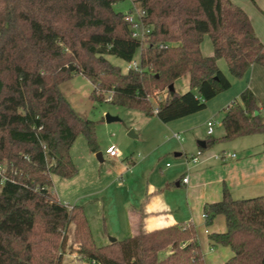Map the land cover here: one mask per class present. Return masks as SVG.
Instances as JSON below:
<instances>
[{
  "label": "trees",
  "instance_id": "16d2710c",
  "mask_svg": "<svg viewBox=\"0 0 264 264\" xmlns=\"http://www.w3.org/2000/svg\"><path fill=\"white\" fill-rule=\"evenodd\" d=\"M120 1L0 0V264H63L59 250L70 224L79 253L93 264H205L193 223L140 229L98 246L83 206L56 197L54 175L77 173L71 155L77 137L83 134L89 149L99 151L96 121L82 118L60 85L82 74L95 100L166 123L205 109L231 87L220 58L237 78L253 64L264 66V42L230 0H131L152 28L140 49L127 13L114 9ZM207 34L210 56L200 47ZM107 55L125 62L139 57L140 70L124 72ZM187 74L189 90L169 89ZM165 89L155 113L150 96ZM222 125L223 136H210L208 147L264 133L258 96L243 90L226 107ZM218 214L226 230L210 238L233 251L223 264H264V195L234 199L224 187L222 199L204 207L206 223Z\"/></svg>",
  "mask_w": 264,
  "mask_h": 264
},
{
  "label": "crops",
  "instance_id": "0c3cea01",
  "mask_svg": "<svg viewBox=\"0 0 264 264\" xmlns=\"http://www.w3.org/2000/svg\"><path fill=\"white\" fill-rule=\"evenodd\" d=\"M200 47L204 55L214 54V50H211L209 46L202 49L201 44ZM227 63L224 58L218 60L219 67L230 78L232 86L238 81H233L231 76L227 74ZM184 76L187 77V87L190 88L191 77L189 74ZM243 77H245L246 82L241 89L249 88L258 96L260 109L264 113V66L253 64ZM178 90L181 93L184 91L183 88ZM228 92H220L209 100L207 105L212 106L211 109L226 105L236 94V92L235 94ZM133 110L137 112L135 118L142 123V126L138 128V123L130 120L127 121L125 128L126 132H133V139H138L136 145L131 146L132 148L123 149L115 144L121 150V154L116 157H111L106 153L107 147L114 143L107 144L105 148V153L109 156L110 162L114 163V170L104 187L119 180L118 189L127 190L121 193L125 208L124 220L127 237L134 235L140 229L152 230L174 223H193L194 225L200 223L203 225L205 222V205L220 201L223 197L224 187L230 191L234 199L264 195V144L259 149L244 151L241 156L222 147L218 149L212 147L211 150L203 152V157L197 163H193L189 161V157L196 154L200 149L208 148L207 144L206 147H202L199 142H206L214 134H208L207 121L210 119V111L196 112L165 123L157 115L149 116L141 110ZM174 133H179L183 140L175 138ZM97 138L100 151L103 142L99 134ZM133 149L138 152L137 159H134ZM96 153L91 150L86 153L83 164L94 165ZM173 153L179 157L178 160L174 164L166 162L165 165L168 167L166 170L160 168L159 163L164 158L172 157ZM221 153H235L236 156L223 161L216 157ZM183 154L185 157H182ZM98 161H106L103 152L101 160L98 159ZM75 165L77 167V173L74 175L75 188H77L81 184V171L76 161ZM74 176L65 179H72ZM186 176H188V182L184 183L183 178ZM59 177L58 175L53 177V188L56 187L53 192L62 202L73 205L70 203L69 194H67V190L71 188V181H59L57 179ZM56 180H58V186ZM91 180L87 184L90 189L86 193L79 194L75 191V204L98 191L92 189L96 177H92ZM100 186L102 189L103 185ZM82 206L90 224L89 211L84 205ZM89 207L91 209V204ZM109 214L111 220H114V213L110 211ZM216 220L213 221V229L218 232L225 231L226 224L223 223V219H220L221 221ZM204 234L207 242L204 256L205 264H223L232 256L233 251L230 247L215 243L209 238L210 230L208 228L204 229ZM201 243L204 244L202 238ZM212 246H215V249Z\"/></svg>",
  "mask_w": 264,
  "mask_h": 264
},
{
  "label": "rangeland",
  "instance_id": "374dc122",
  "mask_svg": "<svg viewBox=\"0 0 264 264\" xmlns=\"http://www.w3.org/2000/svg\"><path fill=\"white\" fill-rule=\"evenodd\" d=\"M235 5L240 6L243 10L247 12L249 15L254 31L257 36L264 42V0H230ZM114 9L117 11H122L124 13H132L134 16H138L140 9L134 6L131 0H123L114 4ZM212 50L214 46H212V42L210 36L207 34L204 36L202 41V49L208 47ZM139 53V52H138ZM113 64L119 65L122 70L126 71V62L116 56L107 55L106 56ZM227 74L231 76L233 81H238L236 84L233 83L230 89L225 90L235 94L229 103L222 107H217L216 109H211L212 106L209 104L207 108L199 111V113L210 111V119H214L216 121V129L213 134V137L218 138L224 134V125H222V118L225 115L226 107L230 104L234 99H239L241 92L243 89L241 87L245 84V77H234L230 74L228 66L226 69ZM188 80L186 76H183L176 80L175 87L178 90L179 88H183V92L189 90ZM60 89L64 96L67 98L74 110L85 119H90L96 121L97 128L96 131L103 142V145L100 149L101 153L103 152L105 162H99L98 158L95 155L94 165L92 164H83L85 160L86 153H89V147L86 141V136L80 134L77 137L71 148V154L76 161V164L80 168V179L81 184L75 188V176L72 179L65 178H57L59 181H71V188L67 190V194H69L70 203L75 204V191L79 194L86 193L90 188H88L87 184L90 183L92 177H96L94 181V185L91 187L92 189L98 190L93 195H88L85 199H81L77 202L79 205H84L88 211L90 216V224L91 230H93L92 234L95 239V242L99 245L104 244L107 241H110L111 237L116 239H123L127 237V232H125V220L124 213L125 208L122 203V192H126L127 190H119L118 184L119 180L115 181V183H111L109 186L104 187V185L111 178L110 174L114 170V163L109 159V156L105 153V148L107 144H117L123 149L132 148L131 146L136 145L138 141L137 138L129 136V132H126L125 125L128 123L127 121L133 120L138 123V128L141 127L142 123L135 118V113L133 109L125 108L122 106L115 105L108 101L100 102L95 100L92 97V92L94 86L92 82L82 74L72 75V77L61 83ZM238 89V91H236ZM241 90V91H240ZM179 91V90H178ZM165 90H156L152 93L151 102L154 106H157L158 103L167 99L168 94ZM217 106V105H216ZM106 114H110L112 116L118 117L119 120H114L108 122L106 119ZM134 114V116H133ZM97 134V136H98ZM264 140V133H256L251 135H242L230 140H219L212 146L207 149H200L196 153H199V159L202 156L205 150H211L212 147L214 149H218L219 147L225 148L227 151L236 152L241 156L244 151H252L259 149L262 146ZM134 150V149H133ZM137 151L134 150V159H137ZM172 157L164 158L161 163H159L163 170L168 169L165 163L170 162L169 164H174L179 157L172 154ZM182 157H185L184 154ZM126 162H128L126 160ZM131 163V162H130ZM116 171V169H115ZM58 180H56V185L58 186ZM102 183V184H101ZM100 185H103L102 189ZM56 187L52 188L54 191ZM100 189V190H99ZM242 198V197H241ZM249 198V197H244ZM102 204H98V202ZM91 204V209L89 205ZM112 211L114 213V220H111L109 212ZM109 214V215H108ZM215 219L218 221L223 219V223L226 224L224 215L218 214L215 216ZM216 220V221H217ZM220 220V221H221ZM213 221L212 223H206V221L202 224H195L197 238L201 245V249L203 250V254H206V246L207 242L205 239L204 229L208 228L210 230V235L213 233H217L215 229H213ZM215 230V231H214ZM201 235V237H200ZM209 235V238H210ZM201 238L204 240V244L201 243ZM211 239V238H210ZM62 248L59 250V253L62 255V263L63 264H93L92 262L86 260L79 253L80 243L75 240L74 236V224H70L68 230L64 233L62 238ZM215 249V246H212ZM209 248V245H208ZM164 253H167L166 251ZM163 253V254H164Z\"/></svg>",
  "mask_w": 264,
  "mask_h": 264
},
{
  "label": "built area",
  "instance_id": "2783aa9c",
  "mask_svg": "<svg viewBox=\"0 0 264 264\" xmlns=\"http://www.w3.org/2000/svg\"><path fill=\"white\" fill-rule=\"evenodd\" d=\"M143 14H144V11L140 10L137 17L134 16L132 13H127L126 17H125L126 21H128V23L130 24L133 36L140 41V44H141L140 49H142L145 45H147L146 41H147L148 35L152 29L143 22V20H142ZM139 65H140V59H139V57H136V58H134V60L126 62V71L140 70ZM154 112L155 113L157 112L156 106L154 108ZM215 126H217V125H216V121L214 119H209L207 121V127H208V134L209 135H212L214 133ZM174 137L181 140V141L183 140V137L179 133H174ZM106 153L111 157H116V156H119L121 154V150L119 149V147L117 145L112 144V145L107 147ZM235 156H236L235 153H221L219 155H216L217 158H219L223 161H226L228 158L235 157ZM189 161H191L193 163H197L199 161V153L191 155L189 157ZM3 170H4L3 165H0V172H3ZM183 182L184 183L188 182V176L183 178Z\"/></svg>",
  "mask_w": 264,
  "mask_h": 264
},
{
  "label": "water",
  "instance_id": "95a60500",
  "mask_svg": "<svg viewBox=\"0 0 264 264\" xmlns=\"http://www.w3.org/2000/svg\"><path fill=\"white\" fill-rule=\"evenodd\" d=\"M169 89H170L171 91H172V90H175L174 84H171L170 87H169ZM106 119H107L108 122H111V121H114V120H119L118 117H116V116H112V115H110V114H106ZM129 136L134 137V136H133V132H130V133H129ZM199 145L202 146V147H206V142H205V141H200V142H199ZM101 156H102V153H101L100 151L96 153V157H97L98 159H100V160H101ZM115 240H116V238H114V237H111V238H110V242H114Z\"/></svg>",
  "mask_w": 264,
  "mask_h": 264
}]
</instances>
